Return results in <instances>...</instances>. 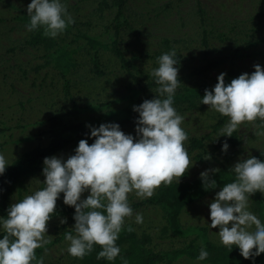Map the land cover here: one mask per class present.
Returning <instances> with one entry per match:
<instances>
[{"label":"rangeland","instance_id":"1","mask_svg":"<svg viewBox=\"0 0 264 264\" xmlns=\"http://www.w3.org/2000/svg\"><path fill=\"white\" fill-rule=\"evenodd\" d=\"M29 3L31 0H0V129L3 130L0 133V152L5 154L10 164L35 148L47 146L48 121L55 115L79 110L77 121L95 127L101 123L124 121V108L131 89L139 91L140 97L155 98L158 95L157 88H145L149 81L145 77L152 76V70L158 67L157 58L164 52L175 49L179 57L176 65L178 77L190 74L208 61L235 55L217 70L205 76L192 77L180 87L211 83L229 69L251 74L255 64L264 67V0H124L123 18L127 24L120 30V47L125 57L142 72L137 76V82L132 81L106 51L101 53L103 76L93 75L83 42L77 37L78 32H82L108 44L113 38L110 25L117 12L115 0H65L75 23L69 25V35L59 34L55 38L59 46L75 50L76 62V67L68 75L69 93L65 94L64 81L50 62L51 53L29 44L31 31L26 30V24L20 21L28 15ZM174 107L184 117L182 127L188 135L184 143L192 166L179 182L174 178L171 183L192 182L200 178L205 169L220 170L225 165L226 152L217 148L216 143L226 136L217 138V135L229 117L201 101L197 103L198 108H186L185 104ZM138 115L137 112L127 115V120L119 124L121 130L126 134L135 133ZM234 131L240 139V146L233 149L234 159L228 165H235L241 158L264 150V135L259 134L264 131V121L259 118L245 121ZM192 137L202 140L203 149L190 148L189 138ZM76 147L69 144L54 155L66 159L74 154ZM208 154L211 159H206ZM39 167H44L43 161ZM44 180L42 171L19 176L13 184L10 204L41 188ZM220 190L210 191L185 206L180 214V223L183 229L204 227L211 242L224 245L216 234L219 226L210 227L208 207ZM89 194L86 191L81 198ZM151 197L139 198L135 192L128 194L130 205ZM57 204L66 205L63 193ZM251 204L249 199V209L253 212ZM137 212L143 214V223H136ZM65 218L66 223H61ZM74 224V220L65 216L52 217L48 221L46 238L49 243L39 248V257L44 258L45 264L76 262V258L67 251L70 242L65 239L66 232L76 234L72 229ZM129 225L138 237H149L150 249L154 251L171 255L172 251L189 243L200 244L195 234L165 231L166 220L159 206L135 208L123 227ZM250 230H254V226ZM3 233L0 231V235ZM169 257L171 264H202L184 257ZM256 264H264V260Z\"/></svg>","mask_w":264,"mask_h":264},{"label":"clouds","instance_id":"2","mask_svg":"<svg viewBox=\"0 0 264 264\" xmlns=\"http://www.w3.org/2000/svg\"><path fill=\"white\" fill-rule=\"evenodd\" d=\"M30 22L26 30L42 28L45 36L55 38L75 23L65 0H31L27 5ZM175 49L157 58L158 67L151 75L159 85L153 99L134 105L137 112L136 136L126 134L118 123H101L90 128L94 142L81 139L74 154L66 159L45 157L42 174L44 186L31 194L15 200L0 217V264H45L35 250L49 243L46 238L47 223L55 214L57 200L63 193V202L75 209L74 229L65 233L69 241L67 251L83 258L92 252L94 245L101 246L97 259L112 261L120 255L116 241L132 217L128 194L135 192L139 198L151 197L162 182H178L192 166L185 145L187 132L182 127L184 117L174 107V96L181 81ZM251 74L245 72L230 83L226 73H220L213 88H206L201 103L229 117L218 137L232 133L245 121H264V67L255 64ZM259 134L264 135V131ZM227 140L221 146L227 152ZM206 159H211L208 154ZM11 165L0 152V176ZM235 179L224 184L208 205L211 228L219 226L220 241L226 246L238 247L240 254L249 259L264 253V223L249 209V194H264V160L249 155L241 158L231 168ZM218 168L200 173L203 188H217L214 178ZM90 194L82 199V194ZM136 223H143V214H135ZM66 223V218L61 221ZM254 226V230L252 229ZM128 231H132L128 226ZM50 236V235H47ZM209 252L201 245L198 261L207 259ZM123 260L124 258L121 257ZM125 264L127 262L125 261Z\"/></svg>","mask_w":264,"mask_h":264},{"label":"trees","instance_id":"3","mask_svg":"<svg viewBox=\"0 0 264 264\" xmlns=\"http://www.w3.org/2000/svg\"><path fill=\"white\" fill-rule=\"evenodd\" d=\"M123 1L124 0H115L117 12L110 25L113 38L108 44L102 43L98 39L88 36L82 32H78L77 37L83 42L82 47L89 57V63L93 75L96 77L103 76L104 72L102 68L101 53L106 51L116 60L120 68L132 79V81L137 82V76L142 74V72L139 71L135 64L125 57L120 47V30L127 24L126 20L123 18ZM20 21L24 24H28L30 22V17L28 15H24L20 18ZM61 34L64 36L69 35V26ZM262 41L264 42V37L262 38ZM167 43L168 42L165 41V44ZM29 44L40 47L49 54L51 53L50 62L63 79L64 91L65 94H68L70 89L68 75L76 67L74 58L75 50L59 46L56 38H51L43 34L42 28L31 31ZM203 44L205 46L207 45L206 37L203 39ZM234 58V54L217 58L197 67L190 74L179 76L178 78L181 83L174 96V106L185 104L186 108H196L197 103L201 101V97L204 95L205 89L213 88L217 83V78L211 83H202L191 88L180 86L192 77L205 76L217 70L226 61ZM175 59L178 60L179 57L176 55ZM224 73L227 74L225 77L226 84L230 83L233 78H237L240 74H242L235 69H229ZM145 78L146 80H149L145 84V88L159 87V85L155 83L153 76H147ZM139 84L136 85L140 88ZM139 94V91L131 89V94L129 95L128 102L124 108V121L127 120V115H131L135 112L133 111L134 105L141 104L145 99H153L152 97H140ZM87 110H93V108H88ZM79 112V110H73L67 115H55L51 117L48 121L47 146L45 148L38 147L23 154L6 168L5 173L0 176V217L7 215L13 184L19 176L41 172L43 167L40 168L39 163L42 162L45 157H51L55 153L67 147L69 144L78 146V142L81 139H87L89 144L94 142V138L90 136V128L86 127L87 124L77 121ZM67 116L71 117V119H68ZM124 121L116 123L121 124ZM2 131L3 130L0 129V133H2ZM132 135L135 137L136 132ZM232 135L233 136L226 137L222 141L216 143L217 148H221L225 140H227L229 144V149L225 153L224 157L225 165L220 168V172L214 177L217 180L218 185L216 189L206 191L202 186L201 178L192 182L164 183L158 188L157 192L151 198L146 201L130 205L133 210L142 205L159 206L163 211L166 220L165 231L179 234H195V237L199 240L200 244H196L194 242L189 243L181 249L172 251L171 255H169L162 251H154L150 249V239L148 236L143 235L138 237L133 230L128 231V226H126L122 228L119 238L116 241L117 245L121 248L120 255L117 256L116 259L112 261L105 258L97 259V253L101 250V246L94 245L91 253L86 254L83 258L75 257L76 262L74 264H125V261L127 264H171L172 259L169 256H172V258L184 257L202 264H256L258 261L264 260V253L255 257L254 261L252 258L245 259L240 254L238 247L219 245L211 242L208 239L206 228L192 227L183 229L180 223V214L185 206L198 201L210 191L221 189L224 184L235 179V173L231 169L234 165L228 164H230L234 159L233 149L240 146V139L235 131ZM189 146L192 150H200L203 149V142L201 139L192 137L189 138ZM252 156L264 160V150ZM43 186L44 185L41 184V188ZM249 199L252 203L253 213L261 219L262 223H264V196L261 192L257 191L252 195L249 194ZM74 213V207L56 204L55 214L52 217L65 216L74 220ZM4 234L5 233L2 235ZM2 235H0V237H2ZM201 245L206 247L209 252V256L203 261H198L197 257L199 255ZM35 252L36 256L39 257L40 249L37 248ZM121 257L124 259L122 260ZM32 264H35V261H33Z\"/></svg>","mask_w":264,"mask_h":264}]
</instances>
